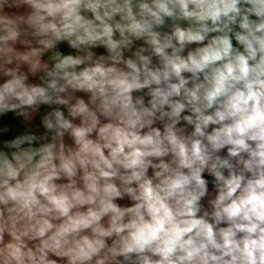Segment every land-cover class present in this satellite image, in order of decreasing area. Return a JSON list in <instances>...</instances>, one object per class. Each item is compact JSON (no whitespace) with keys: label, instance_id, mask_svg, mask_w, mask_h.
I'll use <instances>...</instances> for the list:
<instances>
[{"label":"clouds","instance_id":"1","mask_svg":"<svg viewBox=\"0 0 264 264\" xmlns=\"http://www.w3.org/2000/svg\"><path fill=\"white\" fill-rule=\"evenodd\" d=\"M9 118L0 264H264V0H0Z\"/></svg>","mask_w":264,"mask_h":264},{"label":"trees","instance_id":"2","mask_svg":"<svg viewBox=\"0 0 264 264\" xmlns=\"http://www.w3.org/2000/svg\"><path fill=\"white\" fill-rule=\"evenodd\" d=\"M6 126H8V127L11 126L13 128L15 127V125L12 124V121L10 118L7 121L0 119V129H2L3 127H6Z\"/></svg>","mask_w":264,"mask_h":264},{"label":"crops","instance_id":"3","mask_svg":"<svg viewBox=\"0 0 264 264\" xmlns=\"http://www.w3.org/2000/svg\"><path fill=\"white\" fill-rule=\"evenodd\" d=\"M99 51H103V50L101 49V50H99ZM121 203H127V201H122Z\"/></svg>","mask_w":264,"mask_h":264},{"label":"rangeland","instance_id":"4","mask_svg":"<svg viewBox=\"0 0 264 264\" xmlns=\"http://www.w3.org/2000/svg\"><path fill=\"white\" fill-rule=\"evenodd\" d=\"M11 127V126H10ZM13 128V127H12Z\"/></svg>","mask_w":264,"mask_h":264}]
</instances>
